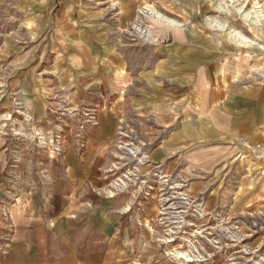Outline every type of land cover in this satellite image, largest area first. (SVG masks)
Masks as SVG:
<instances>
[{"label":"crops","instance_id":"obj_1","mask_svg":"<svg viewBox=\"0 0 264 264\" xmlns=\"http://www.w3.org/2000/svg\"><path fill=\"white\" fill-rule=\"evenodd\" d=\"M142 2L0 0V99L8 92L37 122L65 98L96 117L84 143L72 126L50 164L20 182L15 213L0 190V264H172L157 232L160 184L135 199L134 184L114 179L121 166L231 211L264 188L248 176L264 157V80L240 76L190 27L151 57L128 33Z\"/></svg>","mask_w":264,"mask_h":264},{"label":"rangeland","instance_id":"obj_2","mask_svg":"<svg viewBox=\"0 0 264 264\" xmlns=\"http://www.w3.org/2000/svg\"><path fill=\"white\" fill-rule=\"evenodd\" d=\"M140 8L129 38L133 42L146 40L151 57L159 41H170L171 30L190 27L204 47L225 59L232 69L240 70V76L245 72L251 80H264V0H144ZM1 82L0 90L5 87ZM9 95L5 92L0 99V190L8 193L15 213L24 193L20 182L34 179L50 164L56 148L72 126L73 132L79 129L85 115L81 107L72 108L65 98L50 103L48 118L37 122L26 108H15ZM134 151H128L132 164ZM121 169L114 179L134 184L128 188L132 187L135 199L149 197L153 183L160 184L157 232L162 251L172 264H264L263 187L255 203L231 211L227 205L210 201L206 194L188 195L184 183L177 187L168 184L162 174H145L139 168L141 171L130 168L127 172L126 166ZM248 176L264 182V157L257 159Z\"/></svg>","mask_w":264,"mask_h":264},{"label":"built area","instance_id":"obj_3","mask_svg":"<svg viewBox=\"0 0 264 264\" xmlns=\"http://www.w3.org/2000/svg\"><path fill=\"white\" fill-rule=\"evenodd\" d=\"M88 125H90V126L96 125V117L94 116V114H92L90 112L85 114V118L83 119V121H81V124L79 126L81 128V144L84 143V140L87 137L86 127ZM58 149H60V148H56L57 151H58ZM180 185H182V184L181 183L180 184H175L174 186L177 187V186H180ZM180 199L181 200H185V198L181 197V196H180Z\"/></svg>","mask_w":264,"mask_h":264},{"label":"bare ground","instance_id":"obj_4","mask_svg":"<svg viewBox=\"0 0 264 264\" xmlns=\"http://www.w3.org/2000/svg\"><path fill=\"white\" fill-rule=\"evenodd\" d=\"M171 21V20H170ZM145 31V30H144ZM240 38V37H239ZM244 41H246L245 39H244ZM182 255L180 254V257H181Z\"/></svg>","mask_w":264,"mask_h":264}]
</instances>
